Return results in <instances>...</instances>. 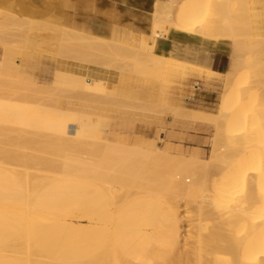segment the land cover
<instances>
[{
  "label": "bare ground",
  "instance_id": "bare-ground-1",
  "mask_svg": "<svg viewBox=\"0 0 264 264\" xmlns=\"http://www.w3.org/2000/svg\"><path fill=\"white\" fill-rule=\"evenodd\" d=\"M179 1L155 0L150 12L141 13L105 0H0L6 24L0 33L5 47L0 69L5 77L0 81V264H264V144H253L259 139L246 129L250 120L241 113L252 87L264 86V35L254 37L246 28L251 26L246 0H213L212 5L206 0L208 22L204 19L202 26L196 19L203 1H183V8H189L173 17ZM237 5L240 14L233 18ZM65 7L101 22L103 34V26H112L110 36L89 34L81 21L64 27ZM40 16L52 22L37 24ZM181 16H188L190 22H183L189 33L175 23ZM122 30L128 32L127 42ZM45 33L57 60L55 80L61 82L51 93L27 73L32 69L27 52H41L49 44ZM161 42L228 56L225 86L238 84L247 58L254 57L252 87H237L234 98L229 97L234 90L222 94L216 115L183 108L162 68L167 61L190 63L159 54ZM114 77L119 81L112 82ZM115 107L157 124L168 116L208 124L214 128L208 157L173 155L110 138L98 118ZM234 121L243 129L225 136ZM225 139L231 163L243 164L238 173H244L221 180L229 192L239 182L244 194L219 196L227 200V212L211 219L218 221L216 231L224 233L218 243L206 218L214 210L210 171L222 161ZM255 155L259 165L247 163ZM256 188L263 195L260 208L253 204L260 197ZM182 204L191 209L190 216L181 213ZM73 217L86 225L74 226ZM224 256L230 258L222 260Z\"/></svg>",
  "mask_w": 264,
  "mask_h": 264
},
{
  "label": "rangeland",
  "instance_id": "rangeland-1",
  "mask_svg": "<svg viewBox=\"0 0 264 264\" xmlns=\"http://www.w3.org/2000/svg\"><path fill=\"white\" fill-rule=\"evenodd\" d=\"M156 1H158V0H156ZM183 1L184 2L187 1L188 3H190L188 0H182V2L180 0L179 3H177L178 6L175 5L176 6L175 8H177V9L174 10L175 12L173 13V17H174V14L176 16V13L178 11H180L179 10L180 8L184 9L183 8V5H184ZM202 1H203L202 2L203 4H202V9L201 10L203 11L204 10L203 7H205V5H206V0H202ZM211 1H212V3H211ZM207 2H208V0H207ZM209 2L211 3V5L214 3L213 0H210ZM246 2H247V8L249 6V8H248L249 10L247 12L249 14L248 15L246 14V20H247L246 22L249 24V22L251 20L250 23H251V26H252V27L249 26L250 25L249 24L248 26H246V28L250 27L249 29H251L253 31L252 32L251 30H247V31L245 30V33H247L246 35L249 34V31H250V35L249 36H251L252 33H253L254 37L256 35L257 36L264 35V0H246ZM210 3H208V4H210ZM156 4H157V2H156ZM179 6H181V7H179ZM234 7H236V6H233L232 15H231L233 18H235L236 16H239V14H240L239 11L237 10V9H239L238 5H237L236 9ZM187 8H189V7H187ZM187 8H185V9H187ZM209 8H210V11H211V6ZM1 10L4 11L5 9H1L0 8V33H1V31L5 30V28H6L5 20H4L3 16L1 15V13H2ZM155 10H156V8H155ZM201 10L199 11V13H197L198 17L196 19V22H197V20H199L198 23L199 22L201 23L200 26H202L203 24H206L205 22L203 23L202 21L204 19H206L205 17L207 16V14L205 13L207 11L204 10L205 12L204 11L201 12ZM150 11H151V8H149L147 12H150ZM208 13H209L208 14V18L211 20L210 17H212V15H210V13H212V12H208ZM177 15L179 16V13ZM209 15H210V17H209ZM181 17L183 18L184 16H181ZM62 18H63L62 24H63L64 27H67V28H69L71 26L73 21H75V24L79 23V21L85 22V17H83L77 11H74V10H72L70 8H67V7H65L63 9ZM182 18H178L177 17L176 19H182ZM187 18H188V16L186 18H183L181 21L175 20V23L178 24L177 22H180L182 24L180 26H182V27H178V28H181L180 29L181 31L187 29L186 31L189 33V31H192V30L188 31V28H185V24L189 21V19L187 21ZM36 19L38 20L36 22L37 24H44V25L46 24L47 26L49 25V24H47V22H49V23L52 22L51 21L52 19L49 18V17L47 18V17L40 16V17H36ZM184 19H186L185 20V21H187L186 23L183 22ZM200 19H201V21H200ZM192 20H194V18ZM206 20H207L206 22H208V19H206ZM172 23L175 24L174 22H172ZM188 23H187V25H188ZM197 24L194 23L193 25L197 26ZM175 26H176V29H175V31H176V30H178L177 26H179V25H175ZM190 26L192 28V25H190ZM196 28H198V27H196ZM196 28H194V29H196ZM8 32H9V30H8ZM122 32L124 33L125 41L127 42L128 41V32L126 30H122ZM178 32L181 33L179 30H178ZM183 32H185V31H183ZM184 34H186V33H184ZM49 35H50L49 33H45L43 35V36H45V39H46L47 42L50 41V40H48L49 39ZM210 41H212V40H210ZM214 41H216L215 43L217 44V41L222 43L224 40L222 41V39L221 40L213 39L212 42L214 43ZM48 43H49L48 44L49 46L48 45H44L42 47L43 49L41 48L42 49L41 52L40 51H37V52L28 51L27 52L29 57L32 58L31 60H29V63L31 64L32 69H28L27 73L34 79L36 84H38L41 87H44L45 89L48 88V90H49L50 88L52 89L56 85L61 86V82L59 84V82H57L55 80V72H56V67H57V60H56V58H55V56L53 54V52H54L53 44H51L50 42H48ZM225 43L222 46V49L225 48L228 45V44H225ZM46 46H47V48H46ZM216 47H217V45H216ZM219 47L221 49V46H219ZM219 47H217V48H219ZM4 48L5 47L2 44H0V69H1V63H2V60H3L2 57L4 55L3 54L4 53ZM44 50H45V52H44ZM142 53L144 54V51H142ZM158 53L162 54V55H165V56H169L171 58H175V59L190 63V64H186L185 65V63L183 64V62H178V61L168 62L167 61L165 64H163L165 66H163V68H162V70H164L162 72L163 73L162 74L163 79L167 78L166 81L171 82L172 88H175V100L178 103V105L183 107V108H186V109H189V110H196V111L205 112L202 109V107H199L193 101L195 99L196 91L194 89H192V88H194L195 85H199L200 84V85L205 86L206 89H210L212 91H215V93H216L215 97L217 98V101H216L215 104L218 105V110H219L220 105H221L220 97H221L222 94L227 93L230 90H234V91H231L229 93V97L230 98H234L236 96L237 92L239 91V89H238L239 87H242V86L243 87H245V86L246 87H250L251 86V82H252L251 77L253 76V75H251V73H252L251 68L254 65V64H252L253 61H255L254 57H251L252 58L251 59L252 63L249 60L250 58H247L249 62L247 61L248 63L243 66V68L241 69V71L239 73V83L238 84H237V82L236 83H231L230 85L225 86V81H226L225 74L224 75H220V74L216 73L215 71L205 69L206 67H204L203 60L207 61V59H212V57H209V55H206L205 53H199V52H197V50L192 52V50H190L189 48L185 49L183 46L181 47V46L174 45L172 43H164V42L159 43ZM148 54H145V55H148ZM199 54L202 55V58L198 57ZM21 59L22 58L18 57L17 61H20ZM224 61H225L224 64H225V66L227 68V70H226V72H227L228 71V63H229L228 56H226ZM177 63H178V65H177ZM261 63H262V61H261ZM167 64H169V65H167ZM171 64H173L172 67H170ZM173 67H175V68H173ZM166 68H168V69H166ZM4 79H5V77H3L1 75V72H0V81H2ZM130 79L132 80V82H135V80H137V78H135L133 76H130ZM111 81L112 82H118L119 80H118V77H114V78L111 79ZM140 81L144 82V79H140ZM263 83L264 82L262 80L261 84H263ZM182 85H183V87L184 86L185 87L183 88ZM263 87L262 86L261 87H258V86L254 87L253 86L252 87V90H251V93H250L252 96L251 97L250 96H246V97H249L250 99L246 98L247 100H245L246 103L244 102L245 105H244L243 111H241V113H243V115L247 116V120L249 118V120L252 121L251 124H250V121H248L249 122L248 123L249 126L246 127V129L250 128L251 130H253L254 132H251L249 130L248 131L251 132V133H256L257 137H256V134H254V136L257 138V140L259 139L258 141H256L254 139V142H253L254 145H255V142H257V144H259V145L260 144H262V145L264 144V142H263V138H264V100H263L264 99V96H263L264 91L263 90H264V88ZM51 89L49 91L46 89V91L51 93L52 92ZM52 90H54V89H52ZM147 90L148 89L144 90L145 94H148ZM181 90H183V92H181ZM178 91H179V93H177ZM248 95H249V93H248ZM181 96H183V97H181ZM66 101L73 102V100H66ZM75 103H77V101H75ZM180 103H181V105H180ZM94 106L97 107V108H104V107H102L100 105H94ZM214 109H217V106H215ZM226 110H229V109H225V111ZM217 112L214 111L213 115H216ZM205 113H207V112H205ZM208 114H212V113H208ZM173 119L174 118L168 116L162 121V124H157L151 118L144 117V116L142 117V115L136 113L135 111L123 110V109H120L119 107H115V108L109 109L107 114H106V117L98 118L99 125L101 127H103L104 133L107 134L110 138L117 139V140H122V141H128L129 142L128 145H131V146L143 147V148L154 150V151L162 149L164 152H167V153H170V154H173V155H182L181 153H179L178 150L170 151L171 147H170L169 143H172L175 146H180L185 152H187V149H185L187 136L185 135L184 132H186L188 129L191 128L190 126H191V124L193 122L188 120V119H183V121L185 122L184 123L182 121V119L180 121L179 120L177 121L175 119L173 120ZM174 123H176V124H174ZM235 123H236L235 121L232 122L231 128L229 129V131L224 133L225 136L226 135H231V136L232 135H237L238 133L240 134L239 129H241V127L243 129V126L238 125L240 127L239 128L238 126H236V124H239V123L238 122L236 124ZM193 124L195 125L196 123H193ZM201 124L208 126V124H206V123H201ZM209 128H210V130L207 132L208 140L206 141V147H205L204 151L202 152V155L204 157H207L209 152H210L211 142H212V138L214 136V130H213L214 128L213 127H209ZM242 132H244V131L241 130V133ZM226 142H227V140L225 139L220 144L221 145V150H222L221 152H224V153H221L222 161H221V163H219L217 165V167L220 166V165L223 167V165H224V167H223L224 169L223 168L222 169L218 168L217 171H216L217 167H215V168L211 169V171H210V180L211 181H210V187H209L208 195H209V197H210V195L211 196L214 195V196L210 197L211 200H210V198H209V200H210L211 205H213L212 209H214L216 211L217 210H222V213H223V214H221L220 211L215 212L214 210H212L210 212L211 215H209L211 217H207L206 218L207 219V224L209 225L210 228L212 227L211 228L212 230H214L218 226V224H217L218 221H215L217 219V217H220L221 215H224L225 211L227 212V207H224L225 203H223L224 201L227 202V200H223V199H225L226 196H229V195H232L233 198H240L244 194L243 186L239 182L234 187L235 189L233 188L229 192V191H225L226 187L224 185V180H221V179L227 178V176L228 177L231 176V174H235V173L239 174L238 172H241V170H242L241 168L243 167V164L239 163V166H241V167H239V166H237V165L235 166V165H233V163H231L232 159H230V158L232 157V153H230L229 150L226 149V148H228L227 147L228 145H226L227 144ZM254 147L256 148L257 145L254 146ZM260 147H261V145L259 146V148ZM225 150H226V155H227L228 152H229L228 153L229 155H227V156L224 155L225 154ZM227 150H228V152H227ZM251 155H252V153H251ZM251 155L250 156L248 155V156L251 158ZM182 156H184V155H182ZM257 156H259V155H257ZM255 157H256V155H255ZM261 157L262 156H260V159H261ZM246 159L248 160L247 163L250 161L251 163L255 164L257 157L254 158V160H253V157H252V160H250L248 157ZM252 161H255V162H252ZM256 163L257 164L259 163L258 160H257ZM226 168H227V170H226ZM249 172H252V171H249ZM253 172H256V171L253 170ZM242 173H244V172H242ZM242 173H240V174H242ZM220 175L222 176V178H221ZM239 175H238V178L240 179ZM224 176H225V178H224ZM219 180L223 181V183H221V181H219ZM217 181H219V182H217ZM261 182H262L263 185H261V183H260V185H261L260 187H263L264 186V183H263L264 182V178H263V181H261ZM255 187H257V186H255ZM263 189H264V187H263ZM257 190L258 189L256 188L255 192H257L256 194L258 195L259 190L258 191ZM259 193L261 194V191ZM216 194H217V197H215ZM219 196L223 197L222 201L220 200ZM258 196H260V195H258ZM258 196H255V197L258 198ZM261 196H263V195H261ZM261 196L258 199H254V201L257 200V201H255V203L253 202V204H258V208H260V206H261L260 204L261 203L263 205V202H261V200H260V198L261 199L263 198ZM213 197H215V198H213ZM216 198H219V200H220L218 203L216 202V201H218V199H216ZM262 201H264V200L262 199ZM213 203H216L218 205H215ZM214 205L218 206V207H215ZM181 206H182L181 207V209H182L181 213H183V215L186 214L187 216H190L191 214H187V213H190L191 209H189L188 207L183 206V204ZM255 207L257 208V205ZM212 217H214L216 219L215 220H211ZM183 221H184L183 225L185 227H183L182 231L184 232L183 234L186 235L187 232L185 230L188 229L187 228L188 227L187 226L188 223H186V219H184ZM213 222H216V223L213 224ZM72 224L74 226L75 225L76 226H79V225L85 226L86 225V223L76 222L75 221V217L72 218ZM189 230H190V228H189ZM214 231H216V229ZM221 232H220V230L216 231L217 234L219 233L218 234L219 236H216L217 234L215 236H213V235L212 236L210 235V236H211V238L215 237V239L219 243L220 236L222 234H224L223 232L222 233ZM209 249L208 248L204 249V251L210 252ZM213 251L214 250H212V252ZM214 252H216V251H214ZM225 257L228 258L229 256H224L222 258V260L225 259Z\"/></svg>",
  "mask_w": 264,
  "mask_h": 264
},
{
  "label": "crops",
  "instance_id": "crops-1",
  "mask_svg": "<svg viewBox=\"0 0 264 264\" xmlns=\"http://www.w3.org/2000/svg\"><path fill=\"white\" fill-rule=\"evenodd\" d=\"M105 1L110 2L112 4H116L118 6H126L131 9H136L141 13L147 12L149 8H151L152 10V5L154 2V0H105ZM82 23H84L83 26L85 28V31L87 30L89 34H96L104 37H109L112 31V26L106 24L107 27L103 26L105 31V33L103 34L101 27L99 30V26L101 22H99L96 19L85 17V22ZM174 45L181 46L178 44H174ZM183 47L185 49L189 48L190 50H192V52L196 50L193 47H188V46H183ZM197 52L204 53L201 51H197ZM205 54L209 55V57H212V59H207V61L203 60L204 67H206L205 69L215 71L220 75H224L227 70L224 64L226 55H214L211 53H205ZM198 57L202 58V55L199 54ZM215 95H216L215 91L206 89L205 86L199 84L198 90L195 93V99L193 101L195 102L196 105L202 107V109L205 112L214 114L213 113L214 111L216 112L218 111V105L215 104L217 101ZM215 106H217V109H214ZM193 126H191L192 128L188 129L186 132H184L185 135L187 136V141L185 145V149H187V152H185L180 146H175L172 143H169L171 147L170 151L178 150L179 153H181L182 155L206 159L208 156L204 157L202 155V152L206 147V141L208 140L207 132L210 130V128L201 123H197Z\"/></svg>",
  "mask_w": 264,
  "mask_h": 264
},
{
  "label": "built area",
  "instance_id": "built-area-1",
  "mask_svg": "<svg viewBox=\"0 0 264 264\" xmlns=\"http://www.w3.org/2000/svg\"><path fill=\"white\" fill-rule=\"evenodd\" d=\"M197 89H196V91L198 90V87H196Z\"/></svg>",
  "mask_w": 264,
  "mask_h": 264
}]
</instances>
